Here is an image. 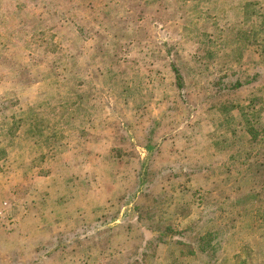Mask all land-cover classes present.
I'll return each mask as SVG.
<instances>
[{"label":"rangeland","instance_id":"1","mask_svg":"<svg viewBox=\"0 0 264 264\" xmlns=\"http://www.w3.org/2000/svg\"><path fill=\"white\" fill-rule=\"evenodd\" d=\"M136 1L0 0V264H264V0Z\"/></svg>","mask_w":264,"mask_h":264},{"label":"trees","instance_id":"2","mask_svg":"<svg viewBox=\"0 0 264 264\" xmlns=\"http://www.w3.org/2000/svg\"><path fill=\"white\" fill-rule=\"evenodd\" d=\"M130 3H137V1L136 0H130ZM130 7L133 8L131 5H130ZM131 10L133 11V9H131ZM129 12H130V10H127V13H129ZM125 23H127V22H125ZM80 30L82 31L83 29L80 28ZM83 31L85 32V30H83ZM95 34H99V31L97 30ZM173 69L175 71L176 78H177V86L179 89H182L184 87V83H183V78L181 76V73L176 67H174ZM242 85H243V82L238 81L235 84L226 85L223 90L234 92V91L239 90L242 87Z\"/></svg>","mask_w":264,"mask_h":264}]
</instances>
